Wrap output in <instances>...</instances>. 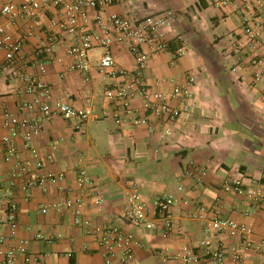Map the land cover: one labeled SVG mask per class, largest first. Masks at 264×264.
Masks as SVG:
<instances>
[{
	"label": "crops",
	"instance_id": "1",
	"mask_svg": "<svg viewBox=\"0 0 264 264\" xmlns=\"http://www.w3.org/2000/svg\"><path fill=\"white\" fill-rule=\"evenodd\" d=\"M164 9L179 12L168 36L173 47L179 43L188 52L175 61L168 54L153 57L144 73L145 80L149 85L158 80L184 83L185 76L191 73L196 79L191 109L167 139L162 137V127L157 121L152 123L155 128L133 127L119 126L106 118L86 125L82 131L75 129L74 122L61 118L47 125L33 142L45 161L41 172L64 174L65 180L58 186L35 188L27 195L17 187L14 190L18 235L29 242V251L39 258L40 264H72L74 260L80 264H105L103 249L76 223L73 211L50 208L43 213V207L52 206L61 198L77 199L83 194L76 184L81 169L86 170L94 188L105 199L103 209L89 206L84 216L93 227L113 223L136 232L141 245L134 250L132 264H164L167 251L178 253L185 245L200 247L206 237V223L196 216L200 209L214 208L218 200L222 217L245 221L255 230V247L248 252L245 264H264V247H259L264 237V209L246 216L249 208L246 197L222 191L228 179L239 175L244 176L248 185L264 183V86L253 85L251 69L237 66L232 55L231 35L240 32V16L234 7L218 10L200 0H115L104 13L143 17ZM195 18L200 25L191 24ZM208 18L213 32L222 25L226 32L204 36L202 32L208 28L204 22ZM48 36L45 27H37L25 45L24 54L33 55L48 42ZM57 43V54L63 62L50 67L44 80L67 91L78 107L91 102L110 110L104 95L105 82L96 72L93 80L86 82L80 74L70 71L72 60L66 54L67 41L59 35ZM203 47L211 48L212 62L196 61L197 55L195 58L189 53ZM113 52L120 66L132 68L133 58L126 48L115 47ZM19 86L9 75L4 55L0 54V238L8 234L5 193L13 182L15 163L5 160L3 113L15 110L20 99ZM21 154L22 158L28 156L25 151ZM192 164L205 169L206 175L192 173ZM133 191L148 203L169 195L177 198L175 233L171 238H162L159 230L148 232L126 223L122 213L127 196Z\"/></svg>",
	"mask_w": 264,
	"mask_h": 264
},
{
	"label": "built area",
	"instance_id": "2",
	"mask_svg": "<svg viewBox=\"0 0 264 264\" xmlns=\"http://www.w3.org/2000/svg\"><path fill=\"white\" fill-rule=\"evenodd\" d=\"M221 10L234 7L241 19L240 32L231 35L232 55L237 66L252 71V83L264 86V0H200ZM115 0H0V54L4 55L11 78L20 83V99L14 111L3 113L6 133L2 142L6 147V162H15L13 182L5 193V225L8 234L0 238V264H40L30 253L29 242L19 237L17 187L24 194L47 184L58 186L64 174L42 173L45 161L33 142L41 136L55 118L74 122L75 129L96 121L111 118L119 126L162 127L161 135H173L175 125L189 112L194 99L196 79L191 73L184 83L175 80H158L149 85L144 73L149 61L158 55L168 54L175 61L187 54L182 44L169 38L179 19V12L164 9L143 17H130L118 13L105 14L104 9ZM48 30V42L38 47L33 55L24 54L27 41L37 27ZM17 30V31H15ZM67 41L66 54L71 58L70 71L80 74L86 82L93 80L96 72L105 82V99L110 110L89 103L78 107L71 95L44 80L50 67L63 62L57 54V38ZM126 48L133 58L128 69L116 61L113 49ZM103 50L98 56L93 51ZM237 71V68L234 69ZM264 103V87L262 94ZM22 151L28 153L22 158ZM206 175L205 169L192 164V173ZM76 184L83 193L77 199L61 198L48 209L70 210L76 223L94 237L105 253V264H132L134 250L141 245L138 234L126 231L113 223L92 226L84 216L89 206L103 209L104 197L94 188L93 179L86 170L77 173ZM183 191V187H179ZM227 194L245 196L249 208L244 215L264 209V183H245L244 176L228 179L222 185ZM178 200L169 195L148 203L140 193L128 194L122 217L126 223L148 232L159 230L164 239L175 233L174 208ZM220 200L212 209H200L196 216L206 223L205 239L200 247L185 245L178 253L167 251L164 264H245L248 252L255 247V230L245 221L221 216ZM210 215V216H208ZM259 247H264V237ZM69 257H73L69 254ZM72 264H80L74 260Z\"/></svg>",
	"mask_w": 264,
	"mask_h": 264
},
{
	"label": "rangeland",
	"instance_id": "3",
	"mask_svg": "<svg viewBox=\"0 0 264 264\" xmlns=\"http://www.w3.org/2000/svg\"><path fill=\"white\" fill-rule=\"evenodd\" d=\"M140 1H142V0H140ZM202 22H204V21H202ZM188 23L190 24L189 21H188ZM191 24H193L194 26H197V25H200L201 23L198 20V18H195L193 23H191ZM204 24L209 28V29L208 28L204 29V32H202L204 36H210V35L214 36L215 34H220L221 32H224V33L226 32L223 25H222V27L217 29L215 32H213V30H211L212 29V23L210 22L209 18L207 19V22L206 21L204 22ZM102 51L103 50H96L93 52H94V54H98V53H101ZM189 53L193 54V56H195V54L197 55V58L195 56L196 61L197 60L198 61H206L209 63L212 62V58H213L212 50L209 47L199 48V50L196 51V53H194L192 51H189ZM216 56L217 55H214V58H216ZM217 59H219V58L217 57Z\"/></svg>",
	"mask_w": 264,
	"mask_h": 264
}]
</instances>
